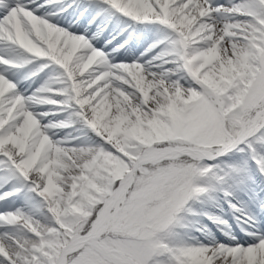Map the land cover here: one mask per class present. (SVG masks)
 <instances>
[{
	"label": "snow or ice",
	"instance_id": "6c2138e0",
	"mask_svg": "<svg viewBox=\"0 0 264 264\" xmlns=\"http://www.w3.org/2000/svg\"><path fill=\"white\" fill-rule=\"evenodd\" d=\"M257 186L264 0H0V264H264Z\"/></svg>",
	"mask_w": 264,
	"mask_h": 264
},
{
	"label": "rangeland",
	"instance_id": "374dc122",
	"mask_svg": "<svg viewBox=\"0 0 264 264\" xmlns=\"http://www.w3.org/2000/svg\"><path fill=\"white\" fill-rule=\"evenodd\" d=\"M61 118H62V117H59V116H58L57 118H55V119H53V120L61 119ZM65 132H73V130H72V129H65V130H63V131L60 133V135H64ZM73 134H75V133L73 132ZM259 188H260V187L257 186V187H255L254 191H249L248 193L255 192V191L259 190ZM248 193H247V194H248ZM243 195H244V193L240 194L239 199H240ZM263 199H264V198H262L261 195H260V196H256V200H257L258 202H260V201L263 200ZM250 211H252V210H250L249 208H247L246 210H244V213H247L248 215H251V216H255V214H254L253 212H250ZM244 213H235V214H233V215H235V216H239V217H240V220H239V221L236 220V219H233V215H230V214L227 212V210H226L224 213H220V215H222L224 219L228 220V223H229V225L231 226V229H232L233 233H235L236 230H235V228H234V226H233V221H236L239 225H242V224H243L242 221L245 222ZM204 223L207 224L208 227L211 228V229L213 230V232H216L217 229H218V227H224V226H222V225H220V226H218V225H214V224H212V223H211L210 221H208V220H205ZM247 223H251V222L248 221Z\"/></svg>",
	"mask_w": 264,
	"mask_h": 264
},
{
	"label": "bare ground",
	"instance_id": "6f19581e",
	"mask_svg": "<svg viewBox=\"0 0 264 264\" xmlns=\"http://www.w3.org/2000/svg\"><path fill=\"white\" fill-rule=\"evenodd\" d=\"M154 38H156V33H155V31L153 30L152 32H146V34H145V37H144V41H143V43L142 44H145L146 45V43L147 42H150V39H154ZM40 79V78H39ZM39 79H38V81H39ZM37 81V82H38ZM31 84V83H30ZM27 86V85H26ZM30 89V88H29ZM58 116H51V117H49V119H51L52 118V120L53 119H55V118H57ZM60 117V116H59ZM241 233H242V231H241ZM242 235V234H241Z\"/></svg>",
	"mask_w": 264,
	"mask_h": 264
}]
</instances>
